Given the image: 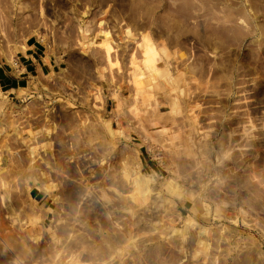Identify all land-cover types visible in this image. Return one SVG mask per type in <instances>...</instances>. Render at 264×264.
<instances>
[{"label":"rangeland","instance_id":"obj_1","mask_svg":"<svg viewBox=\"0 0 264 264\" xmlns=\"http://www.w3.org/2000/svg\"><path fill=\"white\" fill-rule=\"evenodd\" d=\"M31 37L0 264H264V0H0V67Z\"/></svg>","mask_w":264,"mask_h":264},{"label":"crops","instance_id":"obj_2","mask_svg":"<svg viewBox=\"0 0 264 264\" xmlns=\"http://www.w3.org/2000/svg\"><path fill=\"white\" fill-rule=\"evenodd\" d=\"M58 67L55 58L38 37L29 38L15 60L0 67V87L9 94L25 89L34 77L49 75ZM36 196L39 193L33 191Z\"/></svg>","mask_w":264,"mask_h":264},{"label":"bare ground","instance_id":"obj_3","mask_svg":"<svg viewBox=\"0 0 264 264\" xmlns=\"http://www.w3.org/2000/svg\"><path fill=\"white\" fill-rule=\"evenodd\" d=\"M19 21V20H18ZM21 21V20H20ZM18 25V24H17ZM2 220V219H1ZM2 224H3V222H2Z\"/></svg>","mask_w":264,"mask_h":264}]
</instances>
